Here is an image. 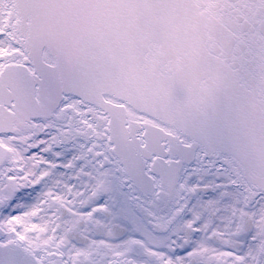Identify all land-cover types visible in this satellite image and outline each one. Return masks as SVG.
I'll use <instances>...</instances> for the list:
<instances>
[{
  "label": "snow or ice",
  "instance_id": "snow-or-ice-1",
  "mask_svg": "<svg viewBox=\"0 0 264 264\" xmlns=\"http://www.w3.org/2000/svg\"><path fill=\"white\" fill-rule=\"evenodd\" d=\"M0 264H264V0H0Z\"/></svg>",
  "mask_w": 264,
  "mask_h": 264
}]
</instances>
